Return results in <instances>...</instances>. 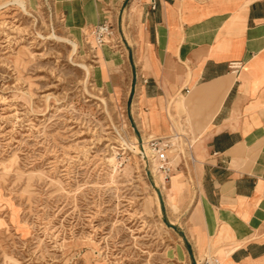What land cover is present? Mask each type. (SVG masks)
<instances>
[{
  "label": "rangeland",
  "instance_id": "374dc122",
  "mask_svg": "<svg viewBox=\"0 0 264 264\" xmlns=\"http://www.w3.org/2000/svg\"><path fill=\"white\" fill-rule=\"evenodd\" d=\"M20 1L0 0V264H200L209 256L229 264V237L215 227L220 208L204 200L201 164L188 158L201 142L184 128L191 118L174 104L177 93L164 95L177 138L158 139L171 170L154 155L168 207L132 152L141 132L131 113L137 69L111 18L113 34L100 45L94 25L70 27L79 13L64 17L59 1ZM111 58L116 67H101Z\"/></svg>",
  "mask_w": 264,
  "mask_h": 264
},
{
  "label": "crops",
  "instance_id": "0c3cea01",
  "mask_svg": "<svg viewBox=\"0 0 264 264\" xmlns=\"http://www.w3.org/2000/svg\"><path fill=\"white\" fill-rule=\"evenodd\" d=\"M57 1L79 13L73 29L111 18L140 71L137 105L153 109L149 120L163 135L175 130L167 93L183 94L179 108L191 118L184 128L201 142L192 154L201 164L198 189L220 208L215 227L225 229L227 249L236 245L229 264H264V0H154L155 9L150 0ZM232 62L241 66L233 71Z\"/></svg>",
  "mask_w": 264,
  "mask_h": 264
},
{
  "label": "bare ground",
  "instance_id": "6f19581e",
  "mask_svg": "<svg viewBox=\"0 0 264 264\" xmlns=\"http://www.w3.org/2000/svg\"><path fill=\"white\" fill-rule=\"evenodd\" d=\"M14 1L17 2V4H19L20 6L22 5V1H20V0H14ZM67 41H69L71 44L72 52L76 53L77 49L79 47L78 44L72 40H67ZM94 42L96 44H99L95 40H94ZM83 67L87 68L85 65H83ZM136 78H137V82L135 84V89H134L133 96H132L131 113L138 119L137 122L141 123V132H140V138L135 139V141L133 143V147L135 148V150H133L132 152L141 158L145 167L148 166V168H149L150 172L152 173V176L154 177V179L157 182H159V187H160L161 191L163 192V194L165 195V198H166L165 199L166 205L169 207L170 201H169V198H168L167 192H166L167 191L166 182L163 180V178H161V176L159 174L158 167H157V165L155 163V159H154L155 154H154L153 149H151L152 147L150 146V142L152 140H158V139H161L162 142L166 141L167 139L169 141L176 140L177 134L171 132L168 135H163L160 132V127L158 128V125L155 127L151 124V122L149 120V111L150 110L152 111L153 109L148 110V112H142V109L137 105V100H138V97L140 95V86H141V83L139 80V78H140V71L139 70L137 71ZM159 99H160V101H162V96H159ZM182 99H183V94L177 92V96H176V98H174V104L179 106V103H180V101H182ZM166 102L168 103L169 99ZM166 109H168L167 105H166ZM170 125H171V128L175 127L174 123H172V122H170ZM157 128L159 129V131H155V129H157ZM124 144L126 145V143H124ZM163 146H166V145H163ZM165 151H167V150H165ZM188 158L192 164L195 162V159L193 158L191 152H188ZM162 166L164 167V169L166 171L171 170L170 165L167 162V159L162 163ZM184 229H185V231H184L185 235L191 241V244H192L194 251L196 252V254H199V246H198L196 240L193 238L189 226L185 227ZM235 247H236V245L231 246L229 250L226 248L225 249V256L229 257L230 252ZM204 261H205V259H204Z\"/></svg>",
  "mask_w": 264,
  "mask_h": 264
},
{
  "label": "built area",
  "instance_id": "2783aa9c",
  "mask_svg": "<svg viewBox=\"0 0 264 264\" xmlns=\"http://www.w3.org/2000/svg\"><path fill=\"white\" fill-rule=\"evenodd\" d=\"M150 7L151 9H155V1L150 0ZM112 28L108 23H99L98 25L94 26L91 35L94 38V40L99 43L100 45H103L105 43L109 42V39L111 35L113 34ZM241 66L240 62H232L229 67L233 71L237 70ZM150 146L152 147L154 154H155V159L160 165V168H162V163L167 159L165 147L161 145V143L158 140H152L150 142ZM202 262V261H201ZM195 264H199L198 260L195 261ZM200 264H221L217 258L209 256V259L206 258L203 263Z\"/></svg>",
  "mask_w": 264,
  "mask_h": 264
}]
</instances>
